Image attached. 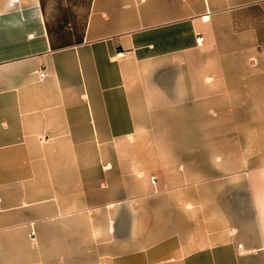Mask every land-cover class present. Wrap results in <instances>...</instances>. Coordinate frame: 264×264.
Listing matches in <instances>:
<instances>
[{
  "label": "crops",
  "instance_id": "crops-1",
  "mask_svg": "<svg viewBox=\"0 0 264 264\" xmlns=\"http://www.w3.org/2000/svg\"><path fill=\"white\" fill-rule=\"evenodd\" d=\"M53 44L42 0H0V264H264V0H91ZM138 118L132 175L77 146ZM42 138L85 161L37 159L60 153Z\"/></svg>",
  "mask_w": 264,
  "mask_h": 264
},
{
  "label": "rangeland",
  "instance_id": "rangeland-1",
  "mask_svg": "<svg viewBox=\"0 0 264 264\" xmlns=\"http://www.w3.org/2000/svg\"><path fill=\"white\" fill-rule=\"evenodd\" d=\"M91 0H42V5L45 10L47 20H48V26L50 29L51 36L54 40V43L56 46H68V45H75L80 43L83 40V34L86 27L87 17L90 9ZM130 119V118H129ZM134 119V118H133ZM140 120V127L137 128V131L131 133V135H125V137L119 138V139H111L107 142H98L96 139L93 140L92 145L90 143L86 144L85 140H82L78 142L77 146H110V147H120L124 150L121 151L122 154H111L107 160V157L103 160H98V162H110V163H121L123 165V171L126 174V177L128 175H132V164H133V155L129 154L130 149L134 148H143L148 147L150 144L149 140V131H148V118H138ZM159 125V123H158ZM93 129L95 130V127L93 125ZM158 141H161L163 136H158ZM44 146L50 145L51 146V152H53V147L58 146L60 147V153L58 155H55L54 153L46 154L45 157L41 155L37 157V159L45 162L53 163V166L55 163H70V162H84L86 159L85 155L78 154L75 156L74 154H71L68 150V143L70 140H60L59 143L53 144L52 141L47 139H43ZM154 142V140H152ZM73 142V141H71ZM76 157V158H75ZM97 158V157H94ZM96 159H94V162ZM139 163V162H138ZM64 168V167H62ZM85 173V171H69V170H62V171H48L45 170L44 175L42 178H45L46 182L52 183L49 186L51 188H48L49 190H52L53 180L55 179V182L58 183V174H64L66 176H69L71 174H77L79 175L81 179V175ZM98 173H101L100 171H94L92 173V177L94 179L95 183H98L97 185L94 184L92 188V195L94 198H99L100 195L105 193H116L117 188L111 187L113 183V180H116V178H112L109 176L108 181H102L99 179V181H96V175ZM70 177V176H69ZM106 177V176H104ZM100 182V183H99ZM109 185H106V183H109ZM102 183L104 185H102ZM126 183H129V181H126ZM65 184V183H64ZM66 187H62V189H65L69 191L71 190H80L79 193H84V183L78 182L77 187L67 188L68 185H65ZM128 184L126 185L127 188ZM36 189H34L35 191ZM107 191V192H106Z\"/></svg>",
  "mask_w": 264,
  "mask_h": 264
},
{
  "label": "built area",
  "instance_id": "built-area-1",
  "mask_svg": "<svg viewBox=\"0 0 264 264\" xmlns=\"http://www.w3.org/2000/svg\"><path fill=\"white\" fill-rule=\"evenodd\" d=\"M203 40H204L203 37H200V38L198 39L199 42H202ZM40 76H41V77H44V76H45V72H42ZM238 247H239L240 253H241V254H244L245 251L243 250V246H242V245H239Z\"/></svg>",
  "mask_w": 264,
  "mask_h": 264
},
{
  "label": "trees",
  "instance_id": "trees-1",
  "mask_svg": "<svg viewBox=\"0 0 264 264\" xmlns=\"http://www.w3.org/2000/svg\"><path fill=\"white\" fill-rule=\"evenodd\" d=\"M53 47L54 48H61V47H64V46H56L55 44H53Z\"/></svg>",
  "mask_w": 264,
  "mask_h": 264
}]
</instances>
